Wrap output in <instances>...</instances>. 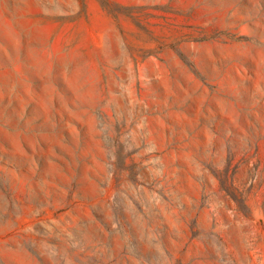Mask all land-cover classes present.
I'll return each mask as SVG.
<instances>
[{
    "label": "rangeland",
    "instance_id": "1",
    "mask_svg": "<svg viewBox=\"0 0 264 264\" xmlns=\"http://www.w3.org/2000/svg\"><path fill=\"white\" fill-rule=\"evenodd\" d=\"M0 264H264V0H0Z\"/></svg>",
    "mask_w": 264,
    "mask_h": 264
}]
</instances>
